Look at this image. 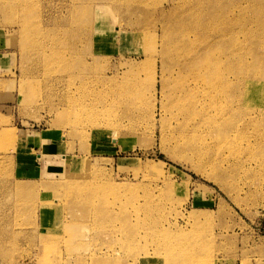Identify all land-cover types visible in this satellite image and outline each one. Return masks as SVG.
Segmentation results:
<instances>
[{"label":"rangeland","instance_id":"1","mask_svg":"<svg viewBox=\"0 0 264 264\" xmlns=\"http://www.w3.org/2000/svg\"><path fill=\"white\" fill-rule=\"evenodd\" d=\"M170 1L0 0V264H264V172L240 169L230 195L168 146ZM50 48L72 68L35 60ZM68 96L91 109L60 114Z\"/></svg>","mask_w":264,"mask_h":264},{"label":"bare ground","instance_id":"2","mask_svg":"<svg viewBox=\"0 0 264 264\" xmlns=\"http://www.w3.org/2000/svg\"><path fill=\"white\" fill-rule=\"evenodd\" d=\"M169 4L171 8H160L156 17L161 26L156 51L166 77L162 111L171 133L168 146L175 158L190 161L231 195L240 169L264 172V126L256 125L264 120V109L257 106L264 101L252 103V97L264 100V0H171ZM51 45L57 48L55 42ZM31 46L27 43L25 49ZM55 48L50 54L38 52L35 60L72 68L71 56H56L54 61ZM72 99L68 96L59 103L60 114L81 116L91 109V104ZM138 109L149 122L154 119L151 101ZM2 133L7 138L13 134L8 129ZM101 206L108 208L106 203ZM144 259L140 256V261Z\"/></svg>","mask_w":264,"mask_h":264},{"label":"crops","instance_id":"3","mask_svg":"<svg viewBox=\"0 0 264 264\" xmlns=\"http://www.w3.org/2000/svg\"><path fill=\"white\" fill-rule=\"evenodd\" d=\"M44 135H46V134L44 133L41 136H44ZM37 139H40V138H37ZM56 139H57V140H55L56 145L53 146V148L54 147H64L63 143L61 141H59L60 138H56ZM42 143H45V141H42ZM42 146H43L42 151H44V150L49 149L50 144L49 145H42ZM22 148L23 149L21 152L24 154L22 156V160L25 162L28 161V165L30 166V168H38L40 165L39 160H38V159H40V156L36 153V151L33 149V147H29L27 144L22 143ZM43 153H45V152H43ZM40 155H41V157L42 156L46 157L44 154L43 155L40 154Z\"/></svg>","mask_w":264,"mask_h":264}]
</instances>
